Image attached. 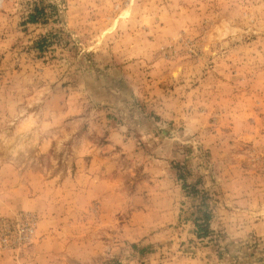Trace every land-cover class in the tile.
I'll return each mask as SVG.
<instances>
[{"label":"rangeland","instance_id":"obj_1","mask_svg":"<svg viewBox=\"0 0 264 264\" xmlns=\"http://www.w3.org/2000/svg\"><path fill=\"white\" fill-rule=\"evenodd\" d=\"M0 264H264V0H0Z\"/></svg>","mask_w":264,"mask_h":264},{"label":"trees","instance_id":"obj_2","mask_svg":"<svg viewBox=\"0 0 264 264\" xmlns=\"http://www.w3.org/2000/svg\"><path fill=\"white\" fill-rule=\"evenodd\" d=\"M30 22H34V17L31 16V21ZM203 223H199V221H196V226L199 228V233L203 232L204 235L207 234L208 231V220H209V215L207 213H203V218L200 219Z\"/></svg>","mask_w":264,"mask_h":264}]
</instances>
